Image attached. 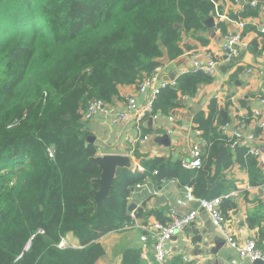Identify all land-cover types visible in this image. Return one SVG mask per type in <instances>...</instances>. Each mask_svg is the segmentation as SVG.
I'll return each mask as SVG.
<instances>
[{
	"label": "trees",
	"instance_id": "obj_1",
	"mask_svg": "<svg viewBox=\"0 0 264 264\" xmlns=\"http://www.w3.org/2000/svg\"><path fill=\"white\" fill-rule=\"evenodd\" d=\"M219 1L0 0V264H97L105 254L99 239L134 224L128 198L151 172L157 183L176 179L195 198L214 197L210 180L220 167L213 174V157L233 140L223 133L230 118L220 116L218 98L207 115L194 117L207 142L200 167L154 157L143 171L118 169L100 205L92 180L101 171L90 159L97 149L87 141L82 116L91 98L108 104L119 87L138 85L165 56H180L182 35L204 30V18L215 15ZM257 14L251 5L243 13ZM216 28L225 31V24L217 21ZM211 80L200 70L180 75L160 89L154 111L166 112L179 95L193 96ZM241 120H252V111ZM251 155L245 148L250 167ZM230 206L220 204L223 215ZM68 234L78 247L59 246ZM141 253L123 249L121 264H154Z\"/></svg>",
	"mask_w": 264,
	"mask_h": 264
},
{
	"label": "crops",
	"instance_id": "obj_2",
	"mask_svg": "<svg viewBox=\"0 0 264 264\" xmlns=\"http://www.w3.org/2000/svg\"><path fill=\"white\" fill-rule=\"evenodd\" d=\"M258 2V14L250 17L243 15L245 7H250V0H240L237 3L231 0L219 1L218 11L223 18L216 19L215 15H210L214 17V33H209L204 24V30L194 35L183 34V53L172 60L167 56L162 58L159 65L160 79L167 83L175 82L180 75L194 69L192 57L205 63L207 53L212 52L219 59L217 55L226 32L241 34L240 43L236 46L237 54L230 61L218 60L215 73L213 77L210 76L211 82L199 84L193 96L179 95L177 106L170 107L166 112L159 109L154 111L153 108L143 118L137 116V111L134 110L130 112L128 120L117 123H112L109 116L104 114L84 121L89 136L95 138L93 144L96 145L97 156L126 155L131 161L129 169L135 171L133 169L137 166L144 170V163L154 157H165L172 161L187 160L196 143L200 145L201 153H205L207 142L197 129L194 117L199 112L207 115L209 103L216 95L220 116L229 117L233 128L243 115L254 108L262 110L264 115V104L260 101L264 96V33L260 31L264 26V0ZM240 19L246 24L243 28L236 25ZM217 21L225 24V31L216 28ZM130 96L135 97L137 108H142L147 100L146 94L138 93L137 85L121 86L119 95L107 104L108 109L112 113L126 110V101ZM227 101L230 104L226 106ZM241 101H244V105ZM247 131L255 134V144L260 151L254 157L255 164L248 166L247 157L244 156V149L251 146L247 139L241 140L235 149L223 145L228 149V154L218 164L220 145L213 157V174L216 173V166L220 168L218 174L210 180L214 194L212 198L220 197V204L226 207L232 204L226 210V218L234 239L243 242L252 238L264 252V130L254 120H250L247 122V129L243 130L244 133ZM223 133L231 137L230 129L223 130ZM164 134L169 137L168 144L157 141V137ZM143 135H148L145 142L131 143L127 139ZM154 173L151 172L146 183L139 188L134 187L129 195L127 209L129 205H135L134 210H128L130 216L133 213L131 218L134 225L123 231L109 232L99 239L105 254L97 264H121V252L127 247L141 248L142 257L150 263L154 262L153 241H149L150 244L148 242L146 247L143 246L140 236L144 230L141 226L157 220L167 221L170 208L175 209L178 214L187 213L191 209H197L198 213L192 223L178 231L166 243L167 264H261L239 256L236 249L217 232L209 214L198 207V201L186 200L187 186H181L176 179L157 183ZM151 187L154 192L149 191ZM160 197H166V200ZM140 208L141 215L135 216L134 212ZM66 239L69 246H79L78 239L72 234H68ZM201 239L206 243L202 244Z\"/></svg>",
	"mask_w": 264,
	"mask_h": 264
},
{
	"label": "built area",
	"instance_id": "obj_3",
	"mask_svg": "<svg viewBox=\"0 0 264 264\" xmlns=\"http://www.w3.org/2000/svg\"><path fill=\"white\" fill-rule=\"evenodd\" d=\"M233 2H239L240 0H232ZM219 3L215 4V17L216 19H222L223 15H221L218 11ZM250 5L253 7L259 8L258 0H250ZM236 25L240 28L244 27V21H237ZM262 33H264V26L260 29ZM241 37L240 33L228 31L224 34L223 43L221 44V48L219 54L217 55L219 59H216L214 54L207 53V58L203 62H200L197 58L192 57L193 61V70H200L206 73L207 75L213 77L216 66L218 64V60L230 61L237 53L236 46L240 43ZM264 59V55H263ZM160 66H156L153 71L142 78V80L137 85V91L140 94H146L147 100L143 104L142 108H137V103L135 101L134 96H130L126 101V110L118 111L112 113L107 104L100 98H91L87 106L83 112L82 119L83 121H88L93 119L98 114H104L109 116L112 123H117L119 121H126L130 117V112L136 110L137 116L143 118L147 113H151L153 111V103L154 100L159 93L160 89L166 87L168 84L174 85L175 82L167 83L160 79ZM185 72V71H184ZM187 72V71H186ZM218 98V96H214ZM261 103L264 104V97L260 99ZM154 116V115H153ZM171 119V117H170ZM252 120L256 122L258 127H261L264 130V115H262V110L258 108H254L252 110ZM230 129L231 137L233 138L230 143V148H234L240 143L241 140L247 139L251 142V146L249 147V153L252 155H259V148L255 144L256 136L253 132L247 131L244 133L243 130L247 129V122L244 120H240L236 127H232L230 123H226L223 126V130ZM129 142H145L148 139V135H143L141 137L136 138H127ZM54 151L52 149L48 150L49 157H52ZM202 164L201 160V148L198 143L194 144L191 149L190 158L187 160H182V165L185 168H198ZM133 170H143V167L137 166ZM142 185H137L136 188H139ZM185 198L188 202H192L197 200L199 202V208L206 211L210 218L211 222L214 225L217 232L226 239L227 243L238 252L240 257H247L250 260H263L264 261V252L260 249L254 239H246L243 242H238L234 239L233 234L230 231V228L227 223V218L220 211L219 205L221 202L220 197H215L212 199H198L195 198L191 194V189L187 187V192ZM198 210L191 209L187 213L178 214L175 209L170 208L168 210V220L165 222L161 221H153L150 223L144 224L142 229L144 233L140 236V241L143 246L146 247L149 241H153V249L154 255L153 260L154 264H167L166 255L167 250L165 248L166 243L178 232L184 230L190 223H192L197 217ZM131 217H133V213H131ZM127 225L125 229H129L133 226ZM60 247L69 246L66 237H62L59 242ZM187 261L186 258H184Z\"/></svg>",
	"mask_w": 264,
	"mask_h": 264
},
{
	"label": "water",
	"instance_id": "obj_4",
	"mask_svg": "<svg viewBox=\"0 0 264 264\" xmlns=\"http://www.w3.org/2000/svg\"><path fill=\"white\" fill-rule=\"evenodd\" d=\"M204 24H205V27L208 29L209 33H214L215 24H214L213 16L205 18ZM241 103L242 105H244V101H241ZM158 140L165 144L169 143V137L166 134H164L161 137H157V141ZM87 141L89 143H94L95 138L92 136H88ZM219 149L221 151V154H220V157H218L217 159L218 164L222 163V161L227 157V154H228V149L225 146L221 145ZM90 159L93 163L98 165L101 171L100 176L92 180L93 183H96L99 186L98 189L94 191V195H95V201L97 205H100L101 202L107 196H109L111 192L113 180L116 176L117 170L121 168L129 169L131 167V161H130V158L126 155H114V154L95 156V157H91ZM149 191L154 192L153 187H151ZM160 198L166 200V197H160ZM197 204L199 206V202H197ZM134 209H135L134 204H131L128 206V210L131 211ZM201 243L205 244L206 241L204 239H201ZM28 246H29V243L26 246V248H28ZM256 261L261 264L263 263L262 260H256Z\"/></svg>",
	"mask_w": 264,
	"mask_h": 264
},
{
	"label": "rangeland",
	"instance_id": "obj_5",
	"mask_svg": "<svg viewBox=\"0 0 264 264\" xmlns=\"http://www.w3.org/2000/svg\"><path fill=\"white\" fill-rule=\"evenodd\" d=\"M148 244H150V242Z\"/></svg>",
	"mask_w": 264,
	"mask_h": 264
}]
</instances>
